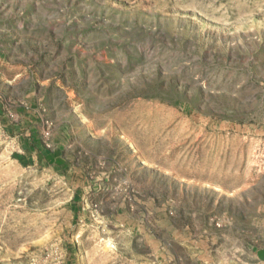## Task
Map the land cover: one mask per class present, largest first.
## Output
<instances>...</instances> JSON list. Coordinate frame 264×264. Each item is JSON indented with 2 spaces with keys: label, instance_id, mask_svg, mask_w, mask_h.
I'll return each instance as SVG.
<instances>
[{
  "label": "rangeland",
  "instance_id": "1",
  "mask_svg": "<svg viewBox=\"0 0 264 264\" xmlns=\"http://www.w3.org/2000/svg\"><path fill=\"white\" fill-rule=\"evenodd\" d=\"M0 264H236L264 224V0H0Z\"/></svg>",
  "mask_w": 264,
  "mask_h": 264
},
{
  "label": "crops",
  "instance_id": "2",
  "mask_svg": "<svg viewBox=\"0 0 264 264\" xmlns=\"http://www.w3.org/2000/svg\"><path fill=\"white\" fill-rule=\"evenodd\" d=\"M4 61L0 57V69L3 67ZM243 246L237 245L236 247V264H264V224L259 231L258 238L254 240L249 248V253L251 256V262L245 263L243 256Z\"/></svg>",
  "mask_w": 264,
  "mask_h": 264
}]
</instances>
